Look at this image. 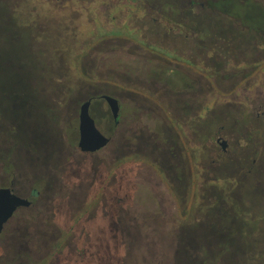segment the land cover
<instances>
[{
    "label": "rangeland",
    "instance_id": "obj_1",
    "mask_svg": "<svg viewBox=\"0 0 264 264\" xmlns=\"http://www.w3.org/2000/svg\"><path fill=\"white\" fill-rule=\"evenodd\" d=\"M5 1L12 27L0 18V59H7L0 62V184L13 180L20 194L31 188L38 196L30 199L31 211L15 216L24 219L15 233L18 244L12 247L0 236V264H252V258L264 259V246L244 236L219 248L217 221L211 225L213 241L207 242L201 232L207 216L228 221L223 205L189 200L185 193L201 189L195 184L177 189L149 151L148 145L164 156L171 151L172 139L161 130L166 129L162 115L172 125L171 110L137 100L151 93L147 82L143 90L128 85L153 79L171 86L166 65L135 59L105 41L130 34L103 19L104 9L94 13L81 3L57 8L43 0ZM164 10L167 20L180 19V9L178 14ZM115 18L113 25L120 26L124 15ZM32 22L39 25L29 32ZM97 92L118 98V126L104 148L83 154L76 148L78 108ZM172 92L165 93L170 101ZM128 93L137 103L129 102ZM89 118L91 128L102 131L104 106L93 107ZM128 128L142 136L141 147L128 145ZM190 143L179 135L182 157ZM209 185L216 194L222 184Z\"/></svg>",
    "mask_w": 264,
    "mask_h": 264
},
{
    "label": "flooded vegetation",
    "instance_id": "obj_2",
    "mask_svg": "<svg viewBox=\"0 0 264 264\" xmlns=\"http://www.w3.org/2000/svg\"><path fill=\"white\" fill-rule=\"evenodd\" d=\"M43 1H50L57 8L81 3L94 8V13L104 9L103 19H108L117 29L121 26L129 29L130 34L129 38L109 36L105 41L118 44L125 54L135 59H150L169 68L171 86L153 79L128 85L142 89L147 82L151 93L146 99L138 97L137 100L164 104L171 110L167 118L172 125L165 123L163 115L161 118L166 126L161 128L163 136L172 139L171 151L164 156L154 149L155 145H148L149 151L159 168L171 174L165 179L177 189L192 184L201 189L202 192L185 193L189 200H219L223 205L228 221L224 222L223 215H206L208 223L201 232L207 242L213 241L211 225L217 221L219 238L214 243L217 241L219 248L238 242L240 236L264 246V0ZM6 2H0L1 8L3 5L7 8ZM164 8L177 10V14L180 9V19L167 20ZM118 13L124 15L120 26L113 25ZM38 25L32 22L28 31ZM164 51H168L167 57L162 55ZM169 89L173 90V101L165 94ZM99 96H108L119 103L115 95L108 93L97 92L91 98ZM128 100L137 103L130 94ZM117 126L118 121L115 129ZM131 131L126 130L128 145L141 147L142 136ZM180 134L186 144L191 142L183 157L179 154L185 148L179 145ZM214 149L219 152L218 156ZM182 159H187L185 167ZM211 181H221L216 194L210 192ZM15 186L11 180L0 184V189L26 199L30 206L17 208L2 226L3 243L8 240L12 247L19 242L15 233L24 222L16 214L31 211L30 199L38 196L31 188L27 195H22ZM193 232H189L192 239ZM250 260L252 264H264V259Z\"/></svg>",
    "mask_w": 264,
    "mask_h": 264
},
{
    "label": "water",
    "instance_id": "obj_3",
    "mask_svg": "<svg viewBox=\"0 0 264 264\" xmlns=\"http://www.w3.org/2000/svg\"><path fill=\"white\" fill-rule=\"evenodd\" d=\"M97 104L104 106L107 114V124L102 131L91 128L89 112ZM120 115L119 103L108 96L89 98L78 109L76 148L81 153H94L103 148L110 140ZM30 203L14 195L10 190L0 189V231L17 208H27Z\"/></svg>",
    "mask_w": 264,
    "mask_h": 264
},
{
    "label": "trees",
    "instance_id": "obj_4",
    "mask_svg": "<svg viewBox=\"0 0 264 264\" xmlns=\"http://www.w3.org/2000/svg\"><path fill=\"white\" fill-rule=\"evenodd\" d=\"M2 1H5V0H0V2H2ZM0 4H2V3H0ZM2 8H4V5ZM2 8L0 6V18L5 20L8 23L9 27H12V25H11L12 21L10 19L9 10H7V8L3 10ZM16 37L18 38V39L17 38L16 39L21 42L23 39V34H18V36H16ZM4 61H7V59L5 57L3 59H0L1 63H4ZM5 63H7V62H5ZM24 67H25L24 65L20 66V68H24Z\"/></svg>",
    "mask_w": 264,
    "mask_h": 264
}]
</instances>
